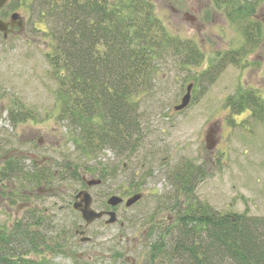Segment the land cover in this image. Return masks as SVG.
<instances>
[{"label":"rangeland","instance_id":"1","mask_svg":"<svg viewBox=\"0 0 264 264\" xmlns=\"http://www.w3.org/2000/svg\"><path fill=\"white\" fill-rule=\"evenodd\" d=\"M153 2L169 31L192 40L203 60L189 67L172 57L160 62L151 90L138 95L143 144L131 156H119L110 147L89 156L80 154L68 137V124L50 118L55 114L56 82L43 58L47 37L29 27L6 40L0 35V156L16 155L27 169L35 162L54 173L50 184L32 188L28 196L1 192L0 227L10 228L30 208L44 212L52 227L47 235L60 243V249L51 244L52 255L42 247L53 264H144L146 225L140 220L160 206L155 193L169 189L168 171L184 160L206 170L195 186L200 200L220 212L264 216V120H254L249 109L231 112L226 104L238 91L251 90L264 97V0L254 5L252 17L260 22L261 40L236 63L224 62L223 67L219 58L240 50L244 43L245 20H228L224 8H216L213 0ZM3 11L6 18L15 11L26 16L22 9ZM35 27L45 29V23L37 22ZM190 82L188 105L175 111ZM14 102L34 110L35 121L14 127L7 112ZM93 165L104 167L107 175L99 185L86 187L76 176L97 178L91 172ZM18 184L20 180L14 179L2 186L12 193ZM82 189L91 194L95 209L112 195L143 196L129 208L123 202L117 205L115 223L106 224L104 218L84 226L72 207ZM160 215L172 219L169 211ZM79 225L85 227L89 241L81 242L74 234Z\"/></svg>","mask_w":264,"mask_h":264},{"label":"trees","instance_id":"2","mask_svg":"<svg viewBox=\"0 0 264 264\" xmlns=\"http://www.w3.org/2000/svg\"><path fill=\"white\" fill-rule=\"evenodd\" d=\"M213 1L228 20H245L244 43L219 58L223 67L261 40L260 22L252 17L254 5L262 0ZM4 8L22 9L26 30L47 37L43 58L56 82L50 118L68 124V137L84 156L105 147L119 156L138 151L143 144L138 95L151 90L160 62L172 57L189 67L203 60L192 40L169 31L153 0H9ZM37 22L45 23V29L35 27ZM208 78L214 79L211 74ZM226 104L231 112L249 109L254 120H264V97L254 91H238ZM7 108L14 127L35 121L30 108L15 102ZM91 172L100 179L107 175L98 165ZM53 175L48 166L32 162L27 169L16 155L0 156V187L20 180L12 193L0 188L6 196H28L32 188L50 184ZM205 175L203 165L189 160L168 171L169 189L155 193L160 206L140 220L146 225L144 264H264V216L220 212L200 200L195 186ZM76 179L82 182V177ZM162 211H169L172 219L164 220ZM48 220L44 212L30 208L10 228L0 227V264H53L42 247L52 255L51 244L60 249V243L47 235L52 232Z\"/></svg>","mask_w":264,"mask_h":264},{"label":"water","instance_id":"3","mask_svg":"<svg viewBox=\"0 0 264 264\" xmlns=\"http://www.w3.org/2000/svg\"><path fill=\"white\" fill-rule=\"evenodd\" d=\"M8 0H0V10L1 7H3ZM193 19V17H190ZM16 25L17 27V33H21L24 29V21L23 18L20 16L19 13L13 12L8 21H4L0 18V33L3 34V39L7 38L8 33L10 32V28L14 27ZM193 83L190 82L186 85V92L181 97L180 103L175 105L173 109L175 111H180L184 109L191 98V89H192ZM83 182L87 187L93 186V185H99L102 181L100 178H83ZM142 198V193H132L127 199H123L122 197L118 195H112L110 196L107 201V205L110 207H115L123 202L125 207H131L134 205L137 201H139ZM92 197L90 193L87 191V189H82L80 192H76V195L74 197V202H72L73 208L78 211L84 220V226H88L92 222L101 219L103 216H107L108 218L104 223L106 224H113L115 221H117V215L114 210H108V211H98L95 210L92 207ZM85 231L83 229H77L75 230V235L79 236V240L81 242L89 241V237H87L85 234ZM135 264V263H134Z\"/></svg>","mask_w":264,"mask_h":264},{"label":"flooded vegetation","instance_id":"4","mask_svg":"<svg viewBox=\"0 0 264 264\" xmlns=\"http://www.w3.org/2000/svg\"><path fill=\"white\" fill-rule=\"evenodd\" d=\"M4 9V8H3ZM2 9V10H3ZM0 11V18H2L3 20H5V21H7V20H9V18H6L7 17V12H4V14L2 13L3 11ZM17 26L16 25H14V27H12V28H10L11 30H10V32L8 33V35H7V38H5V39H8L11 35H13L14 33H16L17 32V28H16ZM0 35H1V39H3V34L2 33H0ZM5 39H3V40H5ZM84 178V176L82 177V179ZM124 200L125 199H127L128 197H126V198H124V197H122ZM136 204V203H135ZM116 207V206H115ZM115 207H110V206H108L107 204H104V205H102L101 207H99L97 210L98 211H108V210H114V208ZM127 208V207H126ZM129 208V207H128ZM105 218V220H104V222L106 221V219H107V216H103L101 219H104ZM100 220V219H99ZM77 229H83L84 231H85V233H86V230H85V227H83V226H81V225H79L78 226V228ZM84 233V234H85ZM86 235V234H85ZM89 240H90V238H89ZM134 263V261H132V264Z\"/></svg>","mask_w":264,"mask_h":264}]
</instances>
